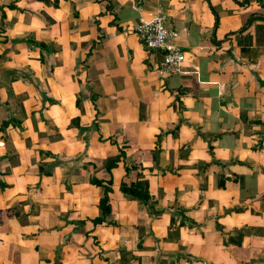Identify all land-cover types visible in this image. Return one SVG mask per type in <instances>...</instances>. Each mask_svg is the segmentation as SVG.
Returning a JSON list of instances; mask_svg holds the SVG:
<instances>
[{"label":"crops","instance_id":"crops-1","mask_svg":"<svg viewBox=\"0 0 264 264\" xmlns=\"http://www.w3.org/2000/svg\"><path fill=\"white\" fill-rule=\"evenodd\" d=\"M0 264H264V0H0Z\"/></svg>","mask_w":264,"mask_h":264},{"label":"built area","instance_id":"built-area-1","mask_svg":"<svg viewBox=\"0 0 264 264\" xmlns=\"http://www.w3.org/2000/svg\"><path fill=\"white\" fill-rule=\"evenodd\" d=\"M165 14L156 9L147 19L140 18L133 28L141 46L146 50H159L162 60L159 63L161 72H178L184 59V53L173 38L177 32L164 25Z\"/></svg>","mask_w":264,"mask_h":264},{"label":"trees","instance_id":"trees-1","mask_svg":"<svg viewBox=\"0 0 264 264\" xmlns=\"http://www.w3.org/2000/svg\"><path fill=\"white\" fill-rule=\"evenodd\" d=\"M115 159H112L110 162L107 163V168L109 169L111 167V165H113ZM101 181H97L95 182L96 185L101 184ZM119 190L125 194V195H129L131 197H134L136 199H138L140 202H144L148 199L149 195L148 192L146 190V188H143L137 181L130 183L129 185H121L119 187ZM109 192V188L108 186H104L103 189V195L102 197H100L98 205H99V209L101 212V217L97 218V219H102L106 214L109 213V206L107 204V193Z\"/></svg>","mask_w":264,"mask_h":264}]
</instances>
